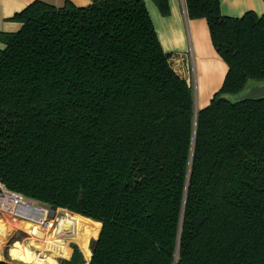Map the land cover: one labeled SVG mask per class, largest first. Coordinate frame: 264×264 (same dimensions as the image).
Listing matches in <instances>:
<instances>
[{
    "label": "trees",
    "instance_id": "16d2710c",
    "mask_svg": "<svg viewBox=\"0 0 264 264\" xmlns=\"http://www.w3.org/2000/svg\"><path fill=\"white\" fill-rule=\"evenodd\" d=\"M185 3L228 65L196 113L144 0H36L0 33V182L101 222L89 264H264V98H235L264 83V14Z\"/></svg>",
    "mask_w": 264,
    "mask_h": 264
},
{
    "label": "crops",
    "instance_id": "0c3cea01",
    "mask_svg": "<svg viewBox=\"0 0 264 264\" xmlns=\"http://www.w3.org/2000/svg\"><path fill=\"white\" fill-rule=\"evenodd\" d=\"M34 1L0 0V33L19 31L22 24L11 18ZM43 1L62 6L65 0ZM69 1L78 7L92 3V0ZM144 1L163 51L172 54L173 68L194 90L197 109L199 104L202 108L207 106L222 87L228 72L227 63L213 46L207 20L190 19L185 0ZM220 11L230 17H242L247 12L261 16L264 14V0H220ZM3 47L0 42V48Z\"/></svg>",
    "mask_w": 264,
    "mask_h": 264
},
{
    "label": "rangeland",
    "instance_id": "374dc122",
    "mask_svg": "<svg viewBox=\"0 0 264 264\" xmlns=\"http://www.w3.org/2000/svg\"><path fill=\"white\" fill-rule=\"evenodd\" d=\"M170 62H171V60H170ZM176 71L178 72V70H176ZM199 103H201L200 100H199ZM195 105H197L196 100H195ZM198 106H199V109L202 108L200 106V104ZM15 193H17V192H15ZM20 195H22V194H20ZM22 197L25 199V201H27V200L32 201V202L36 203V205L39 208L46 210L48 212V221L51 222L52 225L48 226L47 228L45 225L40 224V223H38V225L40 227L35 225V224H33L32 226H29L30 223H34V222L31 220H26V219L20 218V217L14 218L9 212H5V211L0 210V221L6 225L5 232L0 233V260L12 262L14 264H31V263H27V262L19 259L18 257H16L15 255H13L11 253L13 246L17 242L21 243L20 245L22 246V248L28 247L29 249H32V247L30 246V243L31 244L32 243H39L40 247L38 249L36 248V250L34 248V250L36 251L38 258L43 257V255L48 257V263L47 264H61L62 259H69L71 257V255L73 253V247L74 246H77L80 249V247L78 246L77 243L69 242L68 246H69L70 251L67 252L66 254H62L61 253L62 249L58 245H57L58 248L56 249V252H53V253H52L51 248H50V250L48 249L49 245L46 246L47 244H53V242L55 243V237L59 233V232H57L58 227H59V223L56 221V219H60V218L67 216V215L71 216V215H79V214L73 213V212L66 210V209L53 210L48 205H45V204L39 203L37 201H34L32 199L26 198L23 195H22ZM51 211H54L53 217H50ZM34 226H36L37 228ZM100 230H101V228H100ZM100 230H99L98 234H95V236L89 238L88 245H89V250H90L91 254H92V245L94 243V240L96 238H98ZM81 252L83 253L82 250H81ZM68 254H69V256H68ZM83 255H84L85 261L88 263L87 258H86L84 253H83Z\"/></svg>",
    "mask_w": 264,
    "mask_h": 264
},
{
    "label": "bare ground",
    "instance_id": "6f19581e",
    "mask_svg": "<svg viewBox=\"0 0 264 264\" xmlns=\"http://www.w3.org/2000/svg\"><path fill=\"white\" fill-rule=\"evenodd\" d=\"M27 216L29 217V220L34 222V223H30L29 226H32L33 224L39 226L38 223H40V224H44L47 228L48 226L52 225L51 222H48V223L44 222L46 220V212L42 208H39L38 206L32 207L30 209V213L27 214ZM56 221L59 223V227L57 230V232L59 233L55 237V243L53 242V244L46 245V246L49 245L48 249L50 250L51 248L52 253H53V252H56V249L59 246L62 249L61 253L66 254L67 252L70 251L69 246H68L69 242H75L78 244L80 249L84 252V254L88 256L89 255L88 253L89 238L95 236V234H98L102 226L101 222L94 221L90 218H86L81 215H71V216L67 215L60 219H56ZM5 230H6V225L0 221V233H4ZM20 244L21 243L17 242L13 246L11 250V253L13 255L31 264H47L48 263L47 256L43 255V257L38 258L36 254L35 250L36 248L38 249L40 247L39 243H32V244L30 243V246L32 247L33 250L29 249L28 247L22 248Z\"/></svg>",
    "mask_w": 264,
    "mask_h": 264
},
{
    "label": "built area",
    "instance_id": "2783aa9c",
    "mask_svg": "<svg viewBox=\"0 0 264 264\" xmlns=\"http://www.w3.org/2000/svg\"><path fill=\"white\" fill-rule=\"evenodd\" d=\"M36 206V203L29 200L25 201L22 195L9 190L3 183L0 182L1 211L9 212L14 218L20 217L29 220L27 214L30 213V209L32 207ZM44 211L46 212V220L44 222L48 223V212L46 210Z\"/></svg>",
    "mask_w": 264,
    "mask_h": 264
},
{
    "label": "water",
    "instance_id": "95a60500",
    "mask_svg": "<svg viewBox=\"0 0 264 264\" xmlns=\"http://www.w3.org/2000/svg\"><path fill=\"white\" fill-rule=\"evenodd\" d=\"M236 99H259L264 98V83H255L247 87L239 96L235 97ZM197 112V107L195 105V113ZM54 216V211L50 212V217ZM92 255L88 260L90 263Z\"/></svg>",
    "mask_w": 264,
    "mask_h": 264
}]
</instances>
